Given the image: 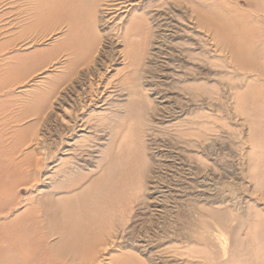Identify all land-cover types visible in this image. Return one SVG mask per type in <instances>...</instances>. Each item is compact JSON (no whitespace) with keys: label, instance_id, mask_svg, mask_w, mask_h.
Segmentation results:
<instances>
[{"label":"bare ground","instance_id":"bare-ground-1","mask_svg":"<svg viewBox=\"0 0 264 264\" xmlns=\"http://www.w3.org/2000/svg\"><path fill=\"white\" fill-rule=\"evenodd\" d=\"M12 1L10 10L15 13L12 15L22 19L21 23L24 24L13 39L0 43V49L18 44L32 47L38 41L63 32L61 39L50 49L15 57L14 65L19 68L13 72L23 75L19 81L9 80L20 84L45 67L61 65L62 70L53 77L48 76L45 85L33 94L32 110L24 118L35 117V121L39 122L54 114L55 110L68 118L67 129L57 135L60 138L57 152L64 149V145L69 148L62 154L61 163L55 167L47 166L48 169H55L50 180L55 183L59 177L64 179L56 190L74 189L80 184L76 181L78 173L89 165V160L95 162L101 157L96 163L97 167L94 166L99 170L94 190L91 193L85 190L78 199L76 195L70 200L59 202L61 207L70 203L59 211L63 218H59L63 220L62 238L71 241L70 246L82 257L84 264H102L108 254H112L110 264H261L259 261L264 260V208L260 209L258 204L264 203V155L257 151L262 142L258 130L264 134V0H150L151 11L144 9L148 0ZM169 27L183 32L184 36L179 38L186 39L175 43L163 41L170 35L162 38L157 31L173 32L172 29L167 30ZM194 32L203 35L197 38L202 42V50L198 55L195 52L197 43L194 45L195 41L192 42ZM137 40L141 56V61L137 63L141 64L147 57L155 60L158 54L161 57L165 55L163 63L166 65L157 66L161 79L159 85L152 82L146 87L141 81L142 70L150 66L143 68L142 64L135 63L132 48ZM121 41L125 43L124 50L118 53L121 52L123 63H129L126 65L128 72L122 80L109 79V69L117 59L114 53ZM152 49L156 52L151 53ZM211 51L216 57L222 58L221 69L230 68L235 73L229 78L226 71L223 75H227V78H222L220 72L219 80L213 86L196 83L205 78L201 76L202 73L195 72L196 65L193 62L198 60L206 63ZM171 56H177L178 61L186 64L175 63ZM132 81L135 82L133 85ZM76 83L79 90H76ZM109 86L111 91L107 89ZM174 101L176 106H171ZM116 102L122 104L124 112L126 108L125 118L143 126L133 138L130 137L132 130L129 128L131 133L128 134L131 135L128 138L132 141H129L130 151L126 157L121 147L116 149L117 155L112 152L113 142L116 143L114 132H108L109 138L105 133H99L104 132L103 128L113 131L115 127H123L115 120L118 116L114 112ZM183 106L216 107L218 113L229 116L232 121L239 123V127L248 130L244 144L249 145L250 150L244 157L243 168L237 169L242 171L238 174L246 180L247 186L243 187L250 193V199L235 197L226 185L216 187V193L226 194L208 198L205 204L188 207L181 212L184 219L187 217L190 220L192 227L184 228L185 232L180 233L179 238L173 237L172 233L161 239L150 237V234L144 237L131 233L126 238V226L132 220L134 206L142 201L143 195L150 196L152 208L161 216L164 215L166 198L173 189L161 180H154L153 169L156 164L154 153L151 152L153 144L150 146L148 137L156 140L167 135L178 141L182 154L187 157V166H197L203 172L210 171L209 164L195 152H202L209 135L220 132L224 126H219V120L218 123L215 121L213 117L218 115L213 112L200 111L197 116H193L191 111L189 114L185 112L183 120L178 121L185 110ZM231 135L233 140L241 137L239 129ZM108 139L110 145L106 147L103 141ZM95 140H98L97 145H91ZM15 142L9 150L0 146L1 179H9L6 175L10 170L14 174L10 190L38 183L41 177L39 172L46 166V159L42 157L28 156L16 162V156L27 145L28 139L23 135L16 138ZM154 150L162 151L157 142ZM12 163L16 167H12ZM88 171L90 173L92 170ZM202 185L196 188L200 195L209 191L204 188L207 184ZM3 200L0 212L7 209L3 205L7 201L3 203ZM146 200L144 198L143 201ZM42 217L46 218L45 215ZM52 226L50 229L48 225V228L52 230ZM58 236L56 239H60L61 236ZM26 246L23 241L13 246L1 245L3 252H0L4 256H0V264H29V257L26 261L13 258L9 262L13 256L24 257L17 251H25Z\"/></svg>","mask_w":264,"mask_h":264},{"label":"rangeland","instance_id":"rangeland-1","mask_svg":"<svg viewBox=\"0 0 264 264\" xmlns=\"http://www.w3.org/2000/svg\"><path fill=\"white\" fill-rule=\"evenodd\" d=\"M149 1L150 0L145 2L144 9L145 10L150 9L149 11H151L153 8L150 7ZM0 2H1L0 3V17L3 16L0 18V43H2L4 41L13 39L16 32L20 30V28L22 27L24 23H21L22 19L17 18L16 15H12V14H15L14 12H12V10H10V7L12 8L11 6V3H13L12 0H1ZM241 5H243V3ZM139 13L141 12H138V14ZM153 13H156V12H153ZM161 22L162 21L159 20V24H161ZM174 23L175 22H172V24ZM168 29H172V28L169 27L167 28V30ZM263 29L264 27H262V30ZM172 31L173 32H163V31H160V32L157 31V32L162 35V38H164V35H170V37L171 35L174 36V38L165 37L164 39H162L163 41L165 40V42L166 41H173L174 43L183 42L186 39V37L179 38L181 36H184L183 32H181L180 30L172 29ZM176 31H179L180 35H178L179 33H177ZM62 34L63 32L57 35H54V36H50L42 41H38L37 44L32 47H29V45L24 46L22 44H18V46H15V47H2V49H0V87L3 86L2 88H4V90L0 88V146H2V149L8 148L9 150V147H12L14 142L16 141V138H19V136L25 135V137L28 139V142L25 147L20 149L21 152L20 154L18 153V155L16 156V159H15L16 162H19L24 157H28V156L29 157L34 156L36 158L42 157L44 160L46 159V162H45L46 166H44V168H42L39 172L41 176L39 182L38 183L33 182L31 183L30 186L16 187L10 190L12 183H13V180L11 179L14 176L13 170H10V173L6 175V177H8L9 179H5V180L1 179V173H0V195L4 193V195H2L3 197H1L0 199L1 201L0 204L2 205V200L5 198L6 199L3 200V203L7 201V203L5 202V204H3L7 207V209L3 210V212H0V246L4 244H9L10 246L18 245V244H21L22 241L26 245H28L25 247V251H22V252L17 251L20 254H22L24 257L20 255L13 256L9 259V262H11L13 258H15L16 261L22 260V259L23 261H26V258L27 260L31 258L30 259L31 261L28 260L27 263L30 264L31 262V264L32 263L33 264H84V261L81 259L82 257L78 253H76L77 251L74 250L70 246L72 244L70 243L71 241L70 240L66 241V240H63L62 238L63 231H64L63 223H62L63 220H60L59 218L60 217L61 219L63 218H62L61 212L59 211H61L65 205L70 204V203H67L65 205L63 204L62 205L63 207H61L59 202L60 200H65V201L70 200L76 195L78 199L81 195H84L82 193L85 190L86 192L90 190V193L92 190H94L93 189L94 183L99 178L98 177L99 170L98 169L96 170V167H97L96 163L100 161L101 157L99 159H95V162L92 159L89 160L91 161L89 165L86 168H84L82 172L78 173L76 181L80 182V184H78L74 189L56 190L58 188V184L61 182V180L64 181V179L62 177H59L56 179L55 183L53 182V180H50V178L52 179L53 177L52 174L55 171V169L54 170L48 169L47 166L55 167L59 163H61L60 158H63L64 156L62 154H64V152H67L65 150L69 148L66 145H64V149L62 150L60 149V151L57 152V149L60 146L58 143L60 141V138H58L57 135H58V132L62 133V130L64 131V129H67L66 124L68 123V118L65 115H63V113L59 110H55L54 114H52L51 116H47L46 118L44 117L39 122L35 121L34 119L35 117H27L26 119L24 118L26 117V113L32 110L31 99H32L33 94L41 86L45 85V83L47 82L48 76L53 77L54 75L58 74L59 71L62 70L60 69L61 65L60 64L50 65V67L49 66L45 67L42 70L38 71L37 73L32 74L28 79H26L20 84L19 83L16 84L14 81L12 82L9 81L12 79L19 81L21 80V76L23 75V74L19 75L20 73L13 72L15 68H19L18 65H14L15 57L20 56V55L31 54L33 53V51L50 49L56 42H58L61 39V37L63 36ZM200 35L202 34H200L199 32L198 33L194 32V39L192 42L194 43L195 41L194 45L197 43L195 45V48L196 49L198 48L195 51L196 55H198V53H200L202 50L201 49L202 42L201 40L197 39L201 37ZM124 45L125 43L121 41L120 45H118V48L115 50L114 55L116 56L117 59L116 61L114 60L115 62L113 61L112 63L113 66H111V68L109 69L110 71L108 75L109 79L111 78L113 80H119V79L122 80L123 76L128 72L126 65H128L129 63L128 62L123 63L124 62L123 59L120 58L121 52L124 50ZM119 50L121 51L120 54L118 53ZM150 52L152 53L156 51L152 49ZM139 53H140L139 40H137V44L133 46L132 48V57L134 60H136L135 63L141 61V56H139ZM173 54L175 55L177 53H173ZM164 57L165 55L161 57L158 54V57L155 58V60H149L147 57L143 62H141V64L143 65V68L146 66H150L149 69L147 68V70L144 68L145 71L142 70V76H140L142 79L141 81L144 83L146 87L152 85L153 83L154 85L155 84L159 85L161 79L158 76L160 71H157V66L166 65L165 63H163L165 61ZM169 57L170 56L168 55V58ZM172 58L173 56H171V59ZM174 59H175V63L177 62V63H180L181 65L186 64L183 61H178L177 56H175L173 60ZM221 59L222 58L220 56L216 57L215 53L211 51L209 59H208L209 61L207 60L206 63L199 62L198 60L194 61L193 65H196L194 67L195 72H197L198 74L202 73L201 76L205 78V80L203 79L198 80L196 81V83L203 82V83H207L209 86H213L218 82L219 80L218 74H220V72H222V75H223L226 71H228V74H227L228 77L230 78L231 76H233L235 72L231 70L230 68H225L226 70L224 68L221 69V66H220ZM61 63H64V61H62ZM137 64L141 65L139 63ZM227 75H225L226 77L223 75L222 78H227ZM134 83L135 82L132 81L131 85H133ZM75 87H76V90H79V86L77 83L75 84ZM109 87L107 89L108 91H111L112 88L111 86ZM163 87L164 86H162V88ZM102 90H104V87L102 88ZM171 92L173 91L171 90ZM122 98H125V96H123ZM115 99H118V97H116ZM115 104L116 105L114 108V112L116 115H118L115 120L119 121L120 123L118 124H121V126L123 125V127L119 126L120 129L119 127L117 128L115 127L113 131L107 128L100 127L104 129L103 130L104 132H99V133H102V134L105 133L106 136L108 135L107 138H109L108 132L109 131L114 132V137H116L114 139H116V143L113 142L114 148H112V152L114 155H117L116 149L121 147L120 150H123L122 153L124 157H126L127 156L126 154H128V152L130 151V149H128L129 141H132V139L129 140L128 137L131 134L129 135L128 133L132 130V135L130 137L131 138L136 137L139 134L138 131L141 132V130L143 129V126L139 123L136 124L134 122H131V119L125 118L124 116L127 113L126 108H125V112H126L125 113L122 108V104H118L117 102ZM172 105L176 106V102L174 101L171 104V106ZM200 108L202 109L200 110ZM211 108L213 111L211 110ZM184 109H185L184 111L182 110L183 115L179 117L178 121L183 120V118L186 116L184 115L185 112L186 114H189L191 111L193 116H197V114H200V111L208 112V113L213 112V114L218 115V116L213 117L215 121L217 123L220 121V123H218L219 126H221L220 124H223L224 126V128L220 130V132L218 131L219 133L212 132L209 135L208 141L206 142V145L203 146L204 149L202 150V152H198V151L195 152L198 156L202 157L205 160L206 164H209L210 171L203 172L202 169L197 166H193V167L187 166L189 165L187 162V157H185L182 154V148L179 147L178 141L174 139L172 140V138H169L167 135L164 136L163 138L157 137L156 138L157 141L153 137H152L153 139L151 137L150 138L154 141H152L148 137V143L150 142L149 143L150 146L151 144H153L151 152L152 154L154 153V158H155L154 163L156 164L155 168L153 169L154 180L156 179L161 180L164 184L166 183L167 185H170L171 187H173V189H176V190L173 191L172 189L171 192L169 193L168 198H166L167 201H165V204L163 206V209H165L164 215L162 214L161 216H158V214H156V212L152 208L153 206L150 204V201L148 198L150 196L143 195L142 201H139L134 206L135 211L133 210V213L131 214L132 220L128 222V225L126 226V230H127L126 238L130 237L131 234H138L144 237L145 236L148 237L150 234V237L155 236L161 239V237L165 236L166 234L170 235V233L173 234V235L171 234L173 237L179 238L181 234H184L185 232L183 230L184 228L192 227L190 220L187 219V217L186 219H184L181 212L183 210L188 209V207L193 208V206L195 205L200 206L202 204H205L206 199L208 200V198L212 199L213 197L215 198V196L220 197V195L226 194V193H223V191H221L223 194H219L220 192L216 193L214 191L216 187L222 188V187H225L226 185L228 188L227 190L230 191L231 193H234L235 197L241 198V199L246 198L245 200L250 199L248 197L250 196V193H248L247 190H245L244 188L247 186L246 180L242 178L241 174H238V173H242V171L240 172L237 169V167L243 168V165L245 164L244 157L246 156V152L247 151L249 152L250 150L249 145L244 144V140L247 138L246 136L248 134V130L243 126L239 127V123L232 121L229 118V116L218 113V110H216L217 109L216 107H209L207 109L206 106H201V107L191 106V108L185 107ZM67 110L70 111L71 108H67ZM20 118H22L23 120H19ZM221 118H223L225 121L222 120ZM263 121H264V118H263ZM239 122L241 123L240 120ZM129 123L131 124V126H129L130 125ZM218 124H215L214 126H217ZM129 128L131 130H129ZM237 129H239V135L241 137L239 140L238 139L233 140L231 134L233 133L234 130H237ZM240 130L242 134L240 133ZM258 131H260L259 136L260 138H262L260 140L262 142L259 143V148H258L259 150L257 152L259 153L261 152V154L264 155V134L261 133L262 130L259 129ZM95 134H93L92 136H94ZM30 139L31 140L33 139V141H29ZM155 141L159 144L160 149L162 150L161 152H156V150L153 151L154 144H156ZM109 142H110L109 139L106 141H103L104 146L108 147L110 145ZM97 143H98V140H95V143H92L91 145L94 146V144L97 145ZM122 148L126 149L127 151ZM79 158L82 159L83 157H79ZM152 159H153V155H152ZM261 159H262V156H261ZM263 160H264V157H263ZM117 161L118 160H116L115 162ZM11 165L12 167H16L15 163H12ZM88 170H92V171L88 173L89 172ZM183 182H185L186 184H183ZM200 185L202 186L206 185V187L204 188L209 189L208 193L200 195V193L196 191L197 187H201ZM8 190L10 191L8 192ZM54 192H55V195L53 194ZM51 195H54V196H51ZM144 198L145 200L148 198V200L144 202L143 201ZM263 204L264 203H262V205L258 204V207L260 209H263L264 208ZM44 215L48 219L42 217ZM132 217H135V218H132ZM43 220L46 222H44ZM51 224H53V226ZM48 225L50 229H51L50 226H52V230L48 228ZM155 225L157 226V228L155 227ZM50 231L52 232L50 233ZM161 231H164L165 234ZM46 232L48 233V235ZM57 236L58 238L61 236L60 239H56ZM45 238H47V240ZM55 243H57V245ZM59 246L61 249L59 248ZM1 250L2 249L0 248V251ZM60 251H62V255ZM1 252H0V256L2 255ZM29 252L30 254H28ZM54 254L57 256L55 257ZM64 255L66 258L62 257ZM110 255L112 256V254L107 255L105 262H103L102 264L111 263ZM30 256H33V257H30ZM33 258L35 259L33 260ZM259 263L264 264V260L261 259Z\"/></svg>","mask_w":264,"mask_h":264}]
</instances>
